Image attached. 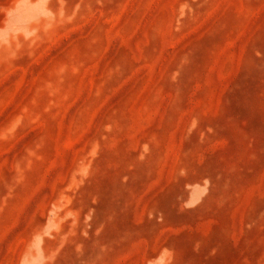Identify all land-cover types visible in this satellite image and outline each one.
Listing matches in <instances>:
<instances>
[{"label":"rangeland","instance_id":"rangeland-1","mask_svg":"<svg viewBox=\"0 0 264 264\" xmlns=\"http://www.w3.org/2000/svg\"><path fill=\"white\" fill-rule=\"evenodd\" d=\"M0 264H264V0H0Z\"/></svg>","mask_w":264,"mask_h":264}]
</instances>
